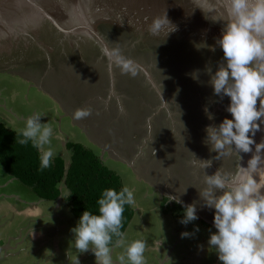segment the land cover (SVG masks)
Segmentation results:
<instances>
[{
	"label": "rangeland",
	"instance_id": "1",
	"mask_svg": "<svg viewBox=\"0 0 264 264\" xmlns=\"http://www.w3.org/2000/svg\"><path fill=\"white\" fill-rule=\"evenodd\" d=\"M100 27L115 52L127 59L134 57L144 67L131 66L139 78L132 73L125 75L136 82L132 92L125 90L123 74H119L121 68L115 65L111 70L105 55L91 53L71 61L58 52L49 61L19 63L10 66L9 70H0V121L12 129H20L30 115L40 113L42 122L54 130L55 157L70 160L72 151L67 149V143H81L119 175L124 186L134 191L136 200L125 238L129 242L142 239L146 243V264H222L217 254L208 249V239L216 231L213 225L215 212L202 207L198 188L205 186L206 174L220 170L231 179L230 176L237 172L236 152L223 160L215 159L217 153L210 151V146L205 143L207 124L200 117L206 113V108L222 117L221 111L230 104L228 97L221 99L214 95L207 71L211 68L214 73L223 55L215 56L208 48L197 50L196 44L162 40H151L149 48L143 49L138 37L110 25ZM196 70H199L198 80L191 76ZM78 107L90 112L86 119L92 122L95 132L100 130L96 137L102 138L109 151L100 149L101 144L96 139L94 142L83 129L84 120L74 119L75 111L81 110ZM137 112L140 119L136 118ZM186 112L198 117L193 121L185 116ZM179 113H182L181 119L176 117ZM170 119L172 130L165 125ZM176 120L185 122L188 137L195 143L200 140L202 145H197L201 156H194L199 152L197 146L188 147L185 163L179 157L174 158L179 153L177 145L187 142V133L177 129ZM196 120L199 133L191 134L193 129L187 122L193 126ZM146 130H149L148 135ZM155 134L160 137L159 141L154 138ZM153 153L155 160L151 158ZM208 163L211 166L205 168ZM6 173L0 164V200L10 202L17 209L29 204L22 202L24 198L30 202L40 201L20 181L1 186L5 184ZM9 194L15 196H6ZM172 196H179L185 205L195 203L199 218L186 226L181 224L183 206L171 201ZM60 201L59 209H55L54 202L40 201L44 202L43 207H49L43 210L45 217L0 212V264H16L21 261L17 257L23 255L27 260L25 264H38L43 253L37 255L35 252L38 242L31 240L32 229L39 232L40 240H44L59 228L65 239L59 250L62 254L68 251L73 239L71 229L78 218L67 199ZM45 225L53 228L48 231L49 237L43 234ZM197 226L198 232L181 238L182 232H193ZM51 246L50 251L53 250ZM123 252V248H114L113 258L117 259ZM72 254H76L74 249Z\"/></svg>",
	"mask_w": 264,
	"mask_h": 264
},
{
	"label": "clouds",
	"instance_id": "2",
	"mask_svg": "<svg viewBox=\"0 0 264 264\" xmlns=\"http://www.w3.org/2000/svg\"><path fill=\"white\" fill-rule=\"evenodd\" d=\"M203 11L206 18L224 22L215 45L201 42L195 47L213 52L216 47L222 50L223 57L217 70L213 73L208 68L207 71L214 95L230 99L226 111L231 114V118L226 117L218 126L206 128L205 143L210 146V151L217 153V160L230 157L233 152H253L255 145V152L247 167H241L240 175L229 179L217 170L212 175L206 174L205 186L198 188L202 207L215 212L213 225L216 231L208 239V249L217 254L222 264H264V141L256 143L254 139L264 124V0H218V8L211 14ZM168 23L171 24L169 20ZM163 26L157 19L148 30L157 35ZM176 30L173 25L169 33ZM110 56L122 72L135 74L131 63L118 52H112ZM191 76L198 80L199 70ZM205 112L209 119L214 118L207 108ZM88 115V110H77L74 119ZM42 117L40 113L30 115L22 128L13 129L16 143L31 144L37 150L39 171L52 167L56 155L52 146L54 130L42 122ZM211 163L204 167H210ZM170 200L183 206L181 224L186 226L199 218L195 203L185 205L179 196H172ZM96 204L97 213L86 208L71 229L73 239L67 251L69 264H81L80 254L89 251L95 256V264H146V243L142 239L129 242L122 231L125 206H136L134 191L127 185L119 191L104 189ZM198 231V226L193 232L184 231L181 238L191 237ZM114 248L124 250L117 261L113 260Z\"/></svg>",
	"mask_w": 264,
	"mask_h": 264
},
{
	"label": "water",
	"instance_id": "3",
	"mask_svg": "<svg viewBox=\"0 0 264 264\" xmlns=\"http://www.w3.org/2000/svg\"><path fill=\"white\" fill-rule=\"evenodd\" d=\"M216 8L218 0H0V70L19 63L49 61L58 52L71 61L101 53L113 70L118 65L110 54L115 51L101 25L138 37L143 49L149 48L151 40L215 45L224 22L206 18L203 9L211 14ZM157 19L164 26L152 35L149 25ZM168 20L176 31L169 33L173 25ZM209 51L215 56L223 55L219 47ZM120 57L131 66H142L134 57ZM254 139L256 143L264 141V124ZM252 148L253 152L236 154L237 172L231 179L240 175L241 167H247L255 145ZM68 169L69 164L67 172Z\"/></svg>",
	"mask_w": 264,
	"mask_h": 264
},
{
	"label": "trees",
	"instance_id": "4",
	"mask_svg": "<svg viewBox=\"0 0 264 264\" xmlns=\"http://www.w3.org/2000/svg\"><path fill=\"white\" fill-rule=\"evenodd\" d=\"M67 149L72 151L68 172L66 160L55 156L52 167L39 171L37 150L31 144L16 143L15 131L0 122V164L9 176L28 186L38 198L49 201H56L61 196L64 184L71 193L67 200L78 219L86 208L96 214V201L102 191L107 188L119 191L124 184L119 175L83 144L68 142ZM133 216L134 208L125 206L124 233Z\"/></svg>",
	"mask_w": 264,
	"mask_h": 264
},
{
	"label": "crops",
	"instance_id": "5",
	"mask_svg": "<svg viewBox=\"0 0 264 264\" xmlns=\"http://www.w3.org/2000/svg\"><path fill=\"white\" fill-rule=\"evenodd\" d=\"M79 109H81L80 107H78ZM82 110V109H81ZM82 120H84V127L83 129L91 135L92 139L94 140L95 142V139L97 140L98 143L101 144V147L98 146L100 149H102L104 152L105 151H109L107 149V146L108 145H105L103 143V140L102 138L100 137H96V135L99 133V130L98 133L94 131L93 129V124H91L92 122L85 118H82ZM1 122V121H0ZM96 129H98V127H96ZM66 162H67V165L70 163V160L69 159H65ZM124 160V159H123ZM5 180V184L4 185H1V186H5L7 183H12L14 181H18L16 178H13L11 176H9L8 173L5 174L4 178ZM7 186V185H6ZM61 190H62V194L61 196L56 200V201H50V202H54L55 203V209H59V206H60V203H61V199H63L64 197L67 199V196L69 194V190L67 189V187L63 184L61 186ZM66 191V192H64ZM6 196H15V194H9V195H6ZM64 196V197H63ZM1 197V196H0ZM38 198V197H37ZM40 201H44L45 199H41V198H38ZM36 202V201H29L28 199L24 198L22 199V202L23 203H29L27 205L26 208H15L14 205H11L10 202H7V201H2L0 200V212L1 211H5L7 213L9 212H13V213H17V214H21V215H27V216H36V217H45V213H44V208L45 210L48 209L49 207H43L44 205V202ZM46 201H49V200H46ZM70 205V204H69ZM50 226L49 225H45V230L43 231V234L47 237L48 236V231L49 230H53V228H49ZM32 237H31V240L34 241V242H38V245H37V248L35 250V252H37L36 254H40V253H43L40 255L39 257V261H38V264H69V260H68V256H67V250L64 251V254H62V252L59 250L60 248V244L61 242H65L63 239V234H60V230L59 228H56L55 229V233L54 235H52L51 237L49 238H46L44 240H40V234L38 231H35L32 229ZM70 240V239H69ZM53 250L50 251V246ZM23 246H22V250H23ZM45 251L47 253H45ZM15 253V251H12ZM12 253V254H14ZM60 256H59V255ZM76 255V254H75ZM0 256H1V252H0ZM25 255H23L22 257H17V258H21V261L20 262H17L16 264H25L27 262V260L25 259ZM79 259L81 261V264H95V256L91 253V251L87 252V253H83V254H80L79 256ZM114 261H117V259L113 258ZM118 264V262H117Z\"/></svg>",
	"mask_w": 264,
	"mask_h": 264
},
{
	"label": "flooded vegetation",
	"instance_id": "6",
	"mask_svg": "<svg viewBox=\"0 0 264 264\" xmlns=\"http://www.w3.org/2000/svg\"><path fill=\"white\" fill-rule=\"evenodd\" d=\"M126 59V58H125ZM119 74H123V76H122V78L124 79V82H125V84H126V88H125V90H127V91H130V92H132L133 91V87H134V85H135V80H129V78L127 79L126 77H125V75H128L127 73H124V72H119ZM134 76L135 77H138L136 74H134ZM121 78V77H120ZM139 78V77H138ZM137 93H139V91L137 90ZM78 96H80V95H78ZM73 97H74V99H75V102H76V98H75V96H74V94H73ZM67 102V101H66ZM139 102H141L140 100H139ZM76 104V103H75ZM224 110V111H223ZM222 111H221V115H222V117H219V114L217 115V114H214V112H212L211 114L213 115V119H209L208 118V115L206 114V113H204L203 115L201 114V119H204L205 120V122H206V124H207V127L208 126H218L223 120H221V118L222 119H225L226 117L227 118H231V114L230 113H228L227 111H226V109L224 108ZM186 115L185 116H189L190 118H192L193 119V121L198 117V116H196V117H194V116H192L191 114H189V112H186L185 113ZM185 116H184V118H185ZM168 117H172L173 118V116H168ZM178 119H181L182 118V113H179L177 116H176ZM136 118L137 119H140V114L137 112V115H136ZM209 120H210V122H209ZM177 121V120H176ZM187 122V121H186ZM213 122H214V124H213ZM138 123V122H137ZM177 123H178V125H176V127H177V129H179V130H181V132L183 131V132H185V133H187V125L185 124V122H183V123H180V121H177ZM188 123V125H190L191 126V128L193 129V132H191V134H198L199 133V129H198V127H197V124H198V122H197V120H196V123L192 126V123L191 124H189V121L187 122ZM155 124V123H154ZM154 124H153V126H154ZM173 121L170 119L167 123L165 122V125L167 126H169L170 128H171V130H172V127H173ZM181 124H183V125H181ZM211 124V125H210ZM148 127V126H147ZM154 127H157V126H154ZM176 127H175V129H176ZM149 128V127H148ZM155 129L156 128H153V130L152 131H155ZM100 131V130H99ZM149 131V130H148ZM148 131L146 130V132H147V135L149 134L148 133ZM157 131V130H156ZM164 131V130H163ZM157 134V133H156ZM154 135V138L156 139V141H159L160 140V137L159 136H157V135ZM183 134V133H182ZM182 140V139H181ZM186 141L187 142H185V144H179V145H177L178 146V148H179V153H178V155H175L174 156V158H176V160L178 159V157H179V159L182 161V162H186V158H188V147L189 146H191V147H194V146H197L198 144L200 145V147H202V145H201V142H200V140H196V143H195V141H193L190 137H188V133L186 134ZM169 143H170V141H169ZM180 143H182V141L180 142ZM198 148H199V152L197 153V152H195L194 153V156H196V155H199L200 154V156H201V149H200V147L199 146H197ZM152 156H154V157H151L152 158V160H155V155H154V153L152 154ZM173 159V158H172ZM174 161V160H173ZM164 162V161H163ZM150 173H152V171H150Z\"/></svg>",
	"mask_w": 264,
	"mask_h": 264
},
{
	"label": "bare ground",
	"instance_id": "7",
	"mask_svg": "<svg viewBox=\"0 0 264 264\" xmlns=\"http://www.w3.org/2000/svg\"><path fill=\"white\" fill-rule=\"evenodd\" d=\"M216 35H217V36H219V34H218V33H217ZM243 160H244V158H243Z\"/></svg>",
	"mask_w": 264,
	"mask_h": 264
}]
</instances>
